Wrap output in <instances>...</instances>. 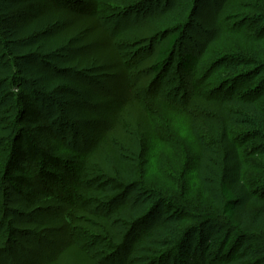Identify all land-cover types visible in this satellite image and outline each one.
I'll return each mask as SVG.
<instances>
[{
    "label": "rangeland",
    "instance_id": "374dc122",
    "mask_svg": "<svg viewBox=\"0 0 264 264\" xmlns=\"http://www.w3.org/2000/svg\"><path fill=\"white\" fill-rule=\"evenodd\" d=\"M65 1L68 4L63 6L61 2ZM84 1H92L91 9L99 6L103 13L107 9L115 13L112 22L83 11L82 0H0V158L6 152L13 153V146L18 147L19 157L30 150V155L39 157L41 149L53 151L60 138L69 147L90 153L92 166L83 182L85 190L89 191L88 184L92 189L82 199L77 198L76 222L71 226L64 218L68 204L58 202L54 211L55 205L50 208L40 194L39 200L34 198L37 205L29 206L17 184L12 179L4 181L3 172L9 167L0 166V185L5 189L0 190V207L4 204L6 209V220L0 227V264H128L137 252L131 242L124 241L127 244L115 259H104L111 249L106 245L120 244L116 242L123 241L131 229L139 230L136 236L156 224L153 235L145 239L146 251L141 256H156L177 240H184L183 244L189 246L183 258L191 264L195 258L201 259L198 244L205 233L198 228L201 214L211 213L216 218L205 226L213 234L205 245L210 243L220 250L222 242L233 235V227L222 211L220 183L226 181L241 204L249 199L250 191L264 180V157L258 153L264 151V137L255 135L259 138L249 139L241 149L239 140L229 139L228 131L221 135L224 118L212 112L218 111L216 106L197 99L194 103L201 102L198 108L194 106L193 127L179 120L168 127L166 117L155 122L160 139L170 135L176 167L164 159L167 151L159 150L160 157L145 159L140 135L149 126L155 129V125L139 102L148 94L149 82L159 76L155 66L164 43L152 20L169 10L175 0ZM200 1L195 15L185 23V40L175 60L160 73L165 76L164 83L174 87L181 86L179 80L184 79L188 99L194 90L193 76L177 72L176 61L183 55H202L205 45L218 36L219 29H213L212 24L229 0ZM257 2L235 0L226 24L234 36L226 39L227 46L215 51L209 62H221L218 66L228 75L226 79L237 69L247 72L235 88L243 94L259 87L264 77L258 74L264 69V58L247 41L264 36V20L257 19L260 17L252 8ZM11 73L14 75L9 78ZM226 79H213L208 84L213 89ZM22 80L27 85H22ZM124 110L129 117L125 122L130 124L123 128L128 145L116 154L103 138L119 127ZM230 120L242 123L244 118L233 114ZM204 121L209 128L207 136L202 134ZM251 124V129L238 133L259 131ZM18 129H23L32 143L25 139L14 143ZM63 159L70 158L65 155ZM18 164L21 169L11 166L17 177L27 168V162L22 166L23 159ZM11 229L19 234L15 239ZM180 258L172 257L164 264H184Z\"/></svg>",
    "mask_w": 264,
    "mask_h": 264
},
{
    "label": "trees",
    "instance_id": "16d2710c",
    "mask_svg": "<svg viewBox=\"0 0 264 264\" xmlns=\"http://www.w3.org/2000/svg\"><path fill=\"white\" fill-rule=\"evenodd\" d=\"M82 1L80 8H83V11L90 13L94 17L100 15V18H105L109 22H112L111 20L115 13L108 11V9L103 13L99 6L91 9L89 6L92 7V1ZM97 1L98 0H94L93 4ZM99 1L102 2L103 0ZM200 2V0H175V4L169 10H167L162 16L156 17L152 20L155 30L161 35V39H164L163 46L158 50L157 59L159 63L155 66L158 68L156 72L159 73V76L153 80V82H149L148 94L145 98L140 99L141 101L139 102L145 111L144 114L148 116V118L150 117L152 119L151 122L155 125V129H152L154 127L149 126L146 128L145 133L140 135L142 149L145 148L146 151V153H144V156L146 155L145 159L147 158L148 160L154 156V158L157 156L160 157L161 153L158 154L159 150H163V152L167 151L169 155L167 158L164 157V159L166 162L170 160L171 163L172 161L174 167H176L173 161L175 152L170 145V135L168 134L169 137L164 140L160 139L161 133L159 134V131H156L158 123L166 117L164 120L169 121L168 127L172 126L177 120H179L181 124L193 127L195 119L194 111L199 107V103L201 102H198V105L194 103L197 99H201L207 105L216 106L218 111L214 110L212 112L219 118H224L225 120H222L221 123V135H224V133L228 131L229 139H232L233 141L239 140V146H242L241 149L244 148L249 139L253 140V137L254 140L255 138H259L255 137V135H260L261 138L264 137V77L262 78V82L259 83V87L256 88L255 86L252 89L250 88L246 94L238 93V90L236 93L235 88L245 80L248 75L246 74L247 72L243 73L237 69L235 70L236 72L232 71L231 76L226 79L228 75L225 76V73H221L220 66H218L221 62H217V65L209 64V62L213 61V58L215 57V54L213 53L225 48L227 46L226 39L232 37V35L234 36L233 31L230 30L229 26L226 27V24L230 20L228 17L231 18L230 15H232L231 13L235 6V0H229L222 6L217 15L218 19L212 24L213 29H219L218 36L205 45L202 55H183L176 61L177 72L181 71L186 75L192 74L193 76L192 82L194 84V90L192 96L189 99L185 96V90L183 89L184 83H182L184 79L181 78L179 80V82L182 80L181 86L174 87L169 83H164L163 80L165 79V76L163 77L160 75L161 72L165 71L166 65L175 60L177 49L181 42L185 40V38H183L186 34L185 23L190 21V16L195 13L196 7ZM105 3L108 2L106 1ZM61 4L64 6L68 3L65 1L61 2ZM110 5L113 7L112 4ZM252 8L253 12L258 13L260 17L257 19L264 20V0H259V2H257L256 5H253ZM237 35L240 34L238 33ZM247 41L250 42L252 48L256 51L259 57L264 58V36H262L261 39H249ZM226 60L228 59H225L222 62H225ZM9 74V72L6 73V75ZM11 74L10 77L8 76L9 78H12L14 74L15 77L18 72ZM258 74L264 76V69ZM222 77H225L227 82H225L226 80L220 81L219 84L217 83L213 86V89L211 84H208L209 81L213 79L221 80L223 79ZM24 82L27 85V82ZM24 82L22 80L20 83L23 85L25 84ZM181 92H183V94H181ZM153 114H156V116H152ZM233 114L243 116V122H231L232 120L230 119ZM120 116L122 122L119 121V127L114 130L111 135H108L107 137L104 136L103 138V141L106 142L109 149L115 151L116 154L122 151L120 148H122L123 145H128L126 143L127 139H124L123 132L128 126L130 127L129 122H125V120L129 118L127 112H123ZM205 118L208 119V117ZM155 122H158L157 125ZM251 123H254L259 131L255 133L252 132L249 135L246 133H238L239 130L246 132L247 129H251ZM204 124L206 128L203 129L202 134L207 136L206 130H209V128H207V123H205V121ZM225 126L226 128L224 129ZM18 131L17 134L14 133V143H18V140L20 142L22 139L32 143V138H28L23 129H18ZM9 133L10 135L13 134L11 131ZM52 137L56 136L52 135ZM56 142L57 144L54 146L53 151L41 149L43 152L36 158H34L35 155L29 154L32 152L31 150L27 153L23 151V154L21 151L22 155L19 157L18 154L20 152H17L19 150L18 147L13 146V153L10 152L8 155L6 152L7 150L4 151L6 152V156L0 158V166L4 165L9 167L8 172V168H5V172H3L4 181L6 182L7 180L12 179V181L17 184L19 192H24L23 198L28 202L29 206L34 207L37 205V201L34 200V198H37L40 194L43 195L42 201L47 202L46 204H48L50 208L51 205H55L54 208H52L54 211L55 207L58 206V202L68 204L69 214L67 213L64 218L66 224L71 226L72 223L74 224L76 222L75 217L73 216L75 214L74 206L77 205V198L80 197L82 199V195L88 191L85 190L86 187L83 182H85L86 176H89V172L91 171V155L88 152L82 153L80 150L69 147L63 139L58 138ZM63 153L70 159H63L65 156H62ZM258 153L264 157V151L260 150ZM163 155L164 154H162V156ZM71 158L74 159L72 160ZM22 159V166L27 162V168H23V173L17 177L13 173L16 171L15 168L12 167V169L11 166L18 165L21 169V166L18 163ZM31 164L33 165V168H35L34 171L33 168H31ZM71 164L75 165L72 170L69 169ZM93 164H98V162L94 161ZM2 186L0 185V190L4 191L5 189H3L4 187ZM89 186L90 185L88 184V192L92 189ZM250 194L249 199L245 202L243 201L241 204V201L230 189L228 183L226 181L220 183V195L224 198L222 211H224L226 220L230 222L233 227V235L222 242L220 250H215L210 243H206L205 245L204 242L211 241V238L213 237V234L210 230L206 229L205 226L213 223L216 218L215 215L211 213L201 214L200 221H198V228L200 233H202V231H205V233L201 235L198 247L202 249V254L200 260L195 258L194 262L191 264H264V180L259 187H256L255 191H250ZM37 200H39V198H37ZM39 211H42V209H39ZM82 218L83 216L79 217V219ZM4 220H6V209L4 204H2L0 207V227L3 226ZM156 226L157 224L154 225L152 229ZM208 228L210 229V225ZM152 229L150 228L148 229L149 231L147 230L143 234H137L136 236H134V234L136 231L139 233V230L131 229L132 231L126 235L123 241L118 240V242H116H121L120 244L106 245L107 247H111V249L105 254L104 259H111L113 257L115 259L118 257L124 249L123 245L127 244L124 241L127 240V242H131V245L133 246L132 250L137 251L134 254L135 257L132 256L133 254L131 255L133 258L131 256V258L129 257L128 264H138V262L141 264L143 262L146 263V261L149 262V264H164L172 257H176V259L181 257V260H179L181 263L184 262V264H190L188 261H184L185 255H187L186 253L188 252L187 247L189 246L186 245V243L183 244L184 240H177L175 244L172 243L173 246L166 252L160 254L157 252L155 254L158 255H153V257H142L141 255L145 254L144 252L146 251L144 246L145 239L153 235L154 230ZM187 232L190 231L188 230ZM10 233H12L14 239L19 235L13 229L10 230ZM181 237L184 238V234L181 235ZM252 242L262 243L261 245L263 247L254 245ZM84 250L86 251L87 249ZM216 251H218V253L214 254Z\"/></svg>",
    "mask_w": 264,
    "mask_h": 264
}]
</instances>
